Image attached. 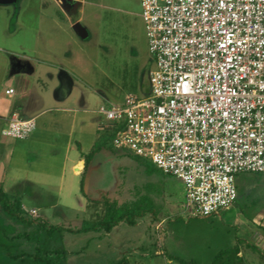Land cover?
<instances>
[{
  "label": "built area",
  "instance_id": "built-area-1",
  "mask_svg": "<svg viewBox=\"0 0 264 264\" xmlns=\"http://www.w3.org/2000/svg\"><path fill=\"white\" fill-rule=\"evenodd\" d=\"M140 6L149 92L102 105L100 129L114 148L179 180L188 216L221 214L238 198L237 175L264 177V0ZM35 126L13 114L2 134L22 140Z\"/></svg>",
  "mask_w": 264,
  "mask_h": 264
},
{
  "label": "rangeland",
  "instance_id": "rangeland-1",
  "mask_svg": "<svg viewBox=\"0 0 264 264\" xmlns=\"http://www.w3.org/2000/svg\"><path fill=\"white\" fill-rule=\"evenodd\" d=\"M26 2L17 0L16 3L0 5V27L8 14L11 13L12 16L9 23L12 34L9 37L0 36L1 43H14L22 34L33 30L30 22L32 17L24 15L25 17H20L19 21V14L23 12ZM127 3L134 5V0H127ZM18 22L23 26L15 30ZM98 27V35L90 30V36L83 41L89 48V45L97 41V36L105 54L110 55L103 60L115 79L114 89L120 88L122 91L129 90L141 95V91H134L133 86L137 83L136 85L142 89L149 88L148 74L154 66L147 48L142 20L128 13L105 10ZM96 117L99 121L102 120L99 114ZM111 137L109 133L101 137L105 142L104 150L96 156L100 168L94 173L84 175V191L90 192L96 199L106 197L118 203L131 202L141 196L149 197L153 203L154 216L150 214L145 216L152 217L154 221L163 219L165 221L163 228L158 226L157 231L151 233V241L148 238L144 239L142 227L129 225H119L109 235L97 231L69 232L65 229L75 230L83 219H91L90 210L85 206L86 199L79 192L77 195H69L68 198L63 197L55 207H50V204L55 201L57 193L49 192L42 195L28 193L30 200L24 198L22 204L20 198L24 193H15L13 194L16 198L15 205L20 212L23 210L22 205L26 211L35 207L39 212L38 216H30L23 211V216L32 222L23 223L18 218L5 214L0 207V226L11 236L23 234V237L14 241L4 238V242L12 246L13 255L33 254L36 248L54 249L64 250L66 257L53 259V264H120L127 253H133L129 257L131 264H150L148 256H142L141 253L146 250L153 252L164 247L173 257L196 264H210L220 246L228 248V253L221 256L219 261L241 264L235 259L236 255L243 251L251 254L253 263L264 262L256 257L258 255L264 258L254 249L264 251L262 175L243 173L236 176L238 198L234 207L236 213L232 216L224 217L221 213L208 218L190 217L184 212V188L180 181L162 175L157 170L152 172V165L148 161L143 164L129 156H115L121 150L113 147ZM21 190L27 192L26 188ZM39 217L47 225L60 226L63 229L49 234L46 229H40L37 222H33ZM0 264L35 263L31 258L12 260L8 253L0 248ZM153 264L164 263L161 259H155Z\"/></svg>",
  "mask_w": 264,
  "mask_h": 264
},
{
  "label": "crops",
  "instance_id": "crops-1",
  "mask_svg": "<svg viewBox=\"0 0 264 264\" xmlns=\"http://www.w3.org/2000/svg\"><path fill=\"white\" fill-rule=\"evenodd\" d=\"M26 1L19 21L20 17H32L33 30L22 34L14 43L0 42V190L14 203L13 194L24 193L20 204L24 198L30 200L28 193H57L55 201L50 204L55 207L63 197L78 192L84 196L81 192L84 175L100 168V163L96 162L100 152L94 156L86 173L82 157L93 150L100 136L105 134L96 119L98 109L107 103H121L127 95L146 96L149 92V88L142 89L137 83L133 90L141 91V95L114 89L115 79L103 60L110 55L105 54L97 36V41L89 48L85 42L90 30L95 34L99 32L98 25L105 10L128 13L142 20L141 6L140 0H134V5L128 4L127 0ZM109 1L113 3H106ZM11 18L10 13L0 27L1 38L12 34ZM76 24L85 29V37H80L74 30ZM15 26V30H19L23 24L18 22ZM8 89H13L12 95L5 93ZM13 114L21 119L34 118L35 129L27 138L18 140L2 134ZM84 192L88 196H84L85 206L90 210L91 219L82 221L101 220L104 216L101 199ZM234 207L235 204L222 212L224 217L236 213ZM21 209V213L24 211L30 216L35 210L38 216L35 207L26 211L22 205ZM148 217L138 218L134 226L142 227L144 239L151 241V233L157 231L158 226L163 228L165 221ZM227 250L219 246L215 256L220 252H225L223 256H226ZM132 255L127 253L120 264H131L129 257ZM141 255L148 256L150 264L155 259H161L164 264H180L164 247L153 252L146 250ZM236 257L235 261L241 264H264L261 261L253 263L251 254L243 251ZM256 257L264 261V258Z\"/></svg>",
  "mask_w": 264,
  "mask_h": 264
},
{
  "label": "trees",
  "instance_id": "trees-1",
  "mask_svg": "<svg viewBox=\"0 0 264 264\" xmlns=\"http://www.w3.org/2000/svg\"><path fill=\"white\" fill-rule=\"evenodd\" d=\"M104 135L100 136L99 141L97 142L96 146L87 154H83V160L85 163L84 173L87 172L94 156L104 150L105 142L101 138ZM118 157L129 156L135 159L136 161L145 164L147 161L143 160L142 158L130 153L126 150H121L115 154ZM151 165V164H150ZM156 171L152 167V172ZM257 175V174H256ZM81 192L85 197H88L85 194L83 189V182L81 181ZM101 202L104 206V216L101 220L97 221H82L80 226L73 230V229H65L69 232H76V233H87L97 231L100 233H109L112 231L113 228L118 226L121 223H125L129 226H134L136 224V220L138 218L144 217L146 214H150L154 216V208L152 200L149 197L141 196L138 199L131 201V202H123L118 203L117 201H112L106 197L101 199ZM0 207L2 211L12 217L18 218L23 223H32L30 220L25 218L21 212L16 208L15 203L10 200L8 195L0 190ZM33 222H37L40 229H46V231L51 234L56 230H62L60 226H50L44 220L40 218L33 220ZM25 236V234H24ZM23 237V234H17L11 236L7 234L6 230L0 226V248L3 249L5 252L8 253V256L12 260H19L22 258H31L35 264L42 263V264H53V259H62L65 258V251L64 250H44L42 248H36L35 252L32 253H21L19 255H13L12 253V246L7 245L4 242V238L9 241H14L16 239H20ZM27 239V237H26ZM261 256L264 257V251H259L258 249L254 248ZM228 251V250H227ZM225 252H220L217 256L214 257L213 261L210 264H228L225 261H219L221 256H223ZM172 257V256H171ZM180 264H196L193 262L185 261L179 257H172Z\"/></svg>",
  "mask_w": 264,
  "mask_h": 264
},
{
  "label": "water",
  "instance_id": "water-1",
  "mask_svg": "<svg viewBox=\"0 0 264 264\" xmlns=\"http://www.w3.org/2000/svg\"><path fill=\"white\" fill-rule=\"evenodd\" d=\"M15 1L16 0H0V4L1 5L11 4V3L15 2ZM74 30L79 34L80 37H82V38L85 37L86 31L80 24H76L74 26Z\"/></svg>",
  "mask_w": 264,
  "mask_h": 264
}]
</instances>
